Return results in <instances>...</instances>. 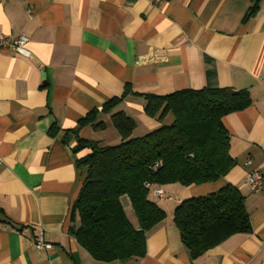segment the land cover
<instances>
[{
	"label": "crops",
	"instance_id": "0c3cea01",
	"mask_svg": "<svg viewBox=\"0 0 264 264\" xmlns=\"http://www.w3.org/2000/svg\"><path fill=\"white\" fill-rule=\"evenodd\" d=\"M0 0V34L28 37V54L0 52V264H264V189L244 177L264 174V0ZM228 87L251 102L222 118L235 165L222 178L161 186L149 199L165 217L145 233L141 257L95 259L70 233L73 202L86 176L78 139L105 141L110 114L134 119L140 136L159 126L144 95ZM130 92L111 113L107 100ZM96 112L103 129L80 126ZM109 125H111L109 127ZM138 132V133H137ZM236 186L251 230L191 258L173 221L184 199ZM125 213L137 218L129 199ZM51 243L36 248V236Z\"/></svg>",
	"mask_w": 264,
	"mask_h": 264
},
{
	"label": "trees",
	"instance_id": "16d2710c",
	"mask_svg": "<svg viewBox=\"0 0 264 264\" xmlns=\"http://www.w3.org/2000/svg\"><path fill=\"white\" fill-rule=\"evenodd\" d=\"M253 12L260 0H253ZM130 92L113 97L103 105L111 113ZM144 112L159 126L143 135L123 111L110 114L121 140L103 145L93 139H78L74 152L89 151L76 163L86 176L73 202L70 220L78 218L69 231L95 259L104 261L141 257L145 233L164 219L165 212L149 199V193L171 183L183 186L212 182L224 177L235 165L228 153L229 136L222 118L246 108V90L228 87L182 89L166 95L145 94ZM103 129L96 112L80 120V126ZM160 165L153 170L155 163ZM147 185V186H146ZM127 197L137 221H129L123 200ZM173 221L191 258L202 255L228 236L250 232L244 196L229 183L218 191L182 200L173 211Z\"/></svg>",
	"mask_w": 264,
	"mask_h": 264
},
{
	"label": "built area",
	"instance_id": "2783aa9c",
	"mask_svg": "<svg viewBox=\"0 0 264 264\" xmlns=\"http://www.w3.org/2000/svg\"><path fill=\"white\" fill-rule=\"evenodd\" d=\"M158 1V0H156ZM28 42V37L25 34H20L16 39L10 40L4 34H0V52L6 50L8 48H12L16 53L19 54H28V50L26 48V44ZM3 164V158L0 156V166ZM160 163H155L152 165V169L155 170ZM245 183L249 186L251 191L258 192L264 189V174L259 172L258 170H250L245 174L244 177ZM147 186V185H146ZM154 194L163 197L164 192L161 187L156 188ZM34 246L36 248H50L51 243L47 242L42 233H39L34 241ZM135 264H142L137 261Z\"/></svg>",
	"mask_w": 264,
	"mask_h": 264
},
{
	"label": "rangeland",
	"instance_id": "374dc122",
	"mask_svg": "<svg viewBox=\"0 0 264 264\" xmlns=\"http://www.w3.org/2000/svg\"><path fill=\"white\" fill-rule=\"evenodd\" d=\"M111 125H109V127H110ZM113 130V129H112ZM111 129H108L107 128V130L105 131V132H103L102 134L104 135V139L106 140V142L105 141H101V143L103 144V145H105V144H108V145H116L117 143H119L118 142V140L116 141V140H113L112 138L114 137L113 136V132L114 131H112ZM135 133V132H134ZM138 133V132H137ZM136 134V133H135Z\"/></svg>",
	"mask_w": 264,
	"mask_h": 264
}]
</instances>
